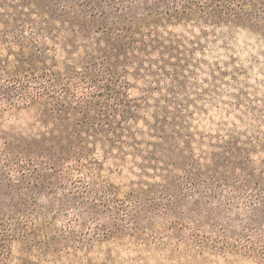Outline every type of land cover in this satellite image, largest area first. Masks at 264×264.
Segmentation results:
<instances>
[{
    "label": "trees",
    "instance_id": "16d2710c",
    "mask_svg": "<svg viewBox=\"0 0 264 264\" xmlns=\"http://www.w3.org/2000/svg\"><path fill=\"white\" fill-rule=\"evenodd\" d=\"M240 31L264 0H0V264H264V115L209 61Z\"/></svg>",
    "mask_w": 264,
    "mask_h": 264
},
{
    "label": "rangeland",
    "instance_id": "374dc122",
    "mask_svg": "<svg viewBox=\"0 0 264 264\" xmlns=\"http://www.w3.org/2000/svg\"><path fill=\"white\" fill-rule=\"evenodd\" d=\"M227 37L226 43L219 42L209 55V61L212 63L221 61L223 66H229L228 74L221 86L225 93L224 98L218 101L221 104H236L239 99L244 105L258 108L264 115V39L241 31L227 35ZM206 80L207 77L203 76L199 83L203 84ZM209 117L216 123L236 120V115L229 117L226 112L219 111L218 108L214 109ZM206 119L207 117L204 115L202 121ZM206 125L207 123L203 127ZM208 128L211 126L209 125ZM154 255L155 258L162 260L160 264H252L240 257L228 259L208 257L204 261L198 262L183 260L179 254L173 255L164 252V255L160 253ZM150 264L153 263L150 262Z\"/></svg>",
    "mask_w": 264,
    "mask_h": 264
}]
</instances>
